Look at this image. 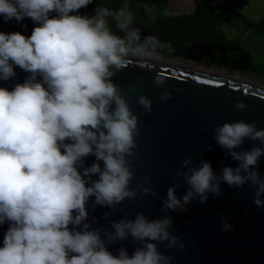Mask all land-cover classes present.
Here are the masks:
<instances>
[{"label": "clouds", "instance_id": "9594fccd", "mask_svg": "<svg viewBox=\"0 0 264 264\" xmlns=\"http://www.w3.org/2000/svg\"><path fill=\"white\" fill-rule=\"evenodd\" d=\"M91 3L0 0L5 22L29 18L36 24L30 36L0 32V81L16 77V66L30 74L11 90L0 87V225L9 223L0 264H173L175 257L161 253L159 244L185 249L170 231L173 220L168 215L150 220L138 213L134 220L113 222L114 232H105V238L86 222L92 197L93 209H115L126 198L156 194L143 184L140 193L130 187L138 116L112 78L127 67L130 55L146 59L158 48L170 47L154 35L141 42L140 30L131 27V12L121 10L115 17L125 38L109 29V9L99 7L93 17L78 14ZM165 81L159 74L154 79L161 87ZM171 96L164 91L160 99ZM137 103L152 112L147 96H139ZM235 106L247 108L242 101ZM214 131L217 144L238 166H226L216 175L210 162L189 167L191 158L183 159L187 171L176 176L184 178L188 189L178 198V185L169 187L162 204L165 212L187 211L197 197L202 204L209 194L218 197L224 182L230 187L251 182L252 200L264 208V177L255 168L264 157V128L241 120L217 125ZM246 138L262 146L237 151ZM90 155L97 162L84 167ZM150 182L151 177H145L144 184ZM222 230L231 231L232 225L225 220ZM129 236L140 242L131 257L126 248L118 255L108 250L110 243Z\"/></svg>", "mask_w": 264, "mask_h": 264}, {"label": "water", "instance_id": "95a60500", "mask_svg": "<svg viewBox=\"0 0 264 264\" xmlns=\"http://www.w3.org/2000/svg\"><path fill=\"white\" fill-rule=\"evenodd\" d=\"M123 1L117 0L109 10L113 12ZM78 14L88 17L96 15L95 12L85 11H78ZM0 25L12 29L24 25L26 28L32 27L35 23L32 20L5 22L0 17ZM131 27L140 30L141 42L143 38L153 35L147 27ZM114 34L126 37L121 29ZM214 51L220 55L221 66L226 63L227 53L232 51L242 56L238 63L231 65L232 69L245 71L250 66V56L244 50L212 43L194 44L181 53L180 58L194 62L203 57L214 59ZM155 55L161 56L158 49ZM15 71L17 76L9 81H0V87L11 90L16 83H22L30 75L18 66ZM157 74L166 78L162 87L154 83ZM112 79L138 116L139 135L136 137L135 155L131 157L134 176L130 187L140 193L139 185L143 184L154 189L156 194H140L134 200L126 198L115 209L101 205L93 209L91 204L95 198L92 197L87 206L89 217L86 222L91 224L92 229H100L102 238H105V232H114L113 222L134 220L138 213L150 220L168 215L173 220L170 231L185 244L183 251L169 249L166 242L159 244L161 253L175 257L173 264H264V208L254 204L255 188L251 182L243 187H230L224 182L218 197L209 194L207 202L203 204L197 197L187 206V211L165 212L162 209L169 187L178 185V198H182L188 189L184 178L176 176L178 171H187L182 167L183 159L191 158L189 167H199L202 161L210 162L216 175H221L226 166H238V162L226 155V151L217 144L214 130L225 122L241 120L247 123L255 121L258 129L264 128V89L187 67L161 66L130 58L127 67ZM164 91H170L172 96L161 101L160 95ZM141 95L152 102L151 113L138 105L137 100ZM238 101L245 103L247 108L237 109L235 105ZM256 146H262L259 140L246 138L241 148L236 150L250 151ZM94 162H97L95 157L90 155L84 158V167H90ZM99 163L103 167V162ZM255 168L264 177V157L259 159ZM149 176L151 182L144 184L145 177ZM225 220L232 225L231 231L222 230ZM8 227V222L0 225V246H3ZM139 246L140 242L129 236L126 240L110 243L108 250L118 255L119 249L126 248L131 257Z\"/></svg>", "mask_w": 264, "mask_h": 264}, {"label": "trees", "instance_id": "16d2710c", "mask_svg": "<svg viewBox=\"0 0 264 264\" xmlns=\"http://www.w3.org/2000/svg\"><path fill=\"white\" fill-rule=\"evenodd\" d=\"M212 1L200 0L196 4L192 14L179 16H165L162 14L167 7V0H124L121 4H125L126 12L132 13V25L147 27L160 40L162 45H170V47L158 48L159 54L164 58L180 57L181 53L198 43L231 46V41L226 38L221 30L224 24H227L234 31L251 30L257 34L264 35V19L253 23L232 9L217 12L211 7ZM116 2L117 0H93V3L85 8H81L79 11L96 13L97 8L103 7L109 9ZM144 6L154 7L155 14L149 17ZM116 10L117 8L112 13ZM51 15L55 16L56 14L52 13ZM24 20L31 19L25 18ZM35 26L36 24L28 28L14 27L9 29L4 25H0V32H20L25 36H30ZM108 27L110 30H115L117 24L116 22H112L108 24ZM214 53L216 56L219 55L217 51H214ZM239 57L240 54L236 51L227 53L229 64ZM214 64L216 66L220 65L218 59H216V62H212L210 59L206 61V65L209 67Z\"/></svg>", "mask_w": 264, "mask_h": 264}, {"label": "rangeland", "instance_id": "374dc122", "mask_svg": "<svg viewBox=\"0 0 264 264\" xmlns=\"http://www.w3.org/2000/svg\"><path fill=\"white\" fill-rule=\"evenodd\" d=\"M243 4V3H242ZM235 5V6H234ZM238 4H214L215 8L218 11H222L225 8L231 7L234 8ZM125 4H121L118 6L117 10L113 13V16L106 17L107 24L116 22L118 26H120V21L116 19V14L119 13L121 10L125 11ZM237 9H240V6H237ZM241 11V10H239ZM242 12V11H241ZM264 17V12H260L256 16L252 15L249 16L250 20H252L253 23H257V21ZM223 33H225L226 38L231 41V46L238 47L242 50H244L247 54L251 57V64L249 68L245 71H231L216 67H208L204 66L202 64L196 63L194 61L185 60L180 57L176 58H164L166 61L184 66L187 68L192 69H200L203 71H209L213 74L224 76L227 78L236 79L241 82H245L251 85H256L259 87L264 88V35L257 34L254 31H233L228 26H224L221 28ZM131 58H138L135 55H130ZM150 58V57H149ZM148 59V58H146Z\"/></svg>", "mask_w": 264, "mask_h": 264}, {"label": "crops", "instance_id": "0c3cea01", "mask_svg": "<svg viewBox=\"0 0 264 264\" xmlns=\"http://www.w3.org/2000/svg\"><path fill=\"white\" fill-rule=\"evenodd\" d=\"M199 1L200 0H167V7L162 12V14L165 16L190 15L193 13L194 8ZM222 2L224 4L230 5L238 4L234 8L228 7L223 9L222 11L232 9L238 12L239 14H242L248 20H250L249 16H256L260 12H264V0H213L211 2V7L217 12H222L218 11L214 6V4H219ZM237 6H240V9H237ZM144 9L149 17H152L155 14V9L152 6H144ZM239 10H241L242 12ZM263 19L264 17L260 18L257 22ZM225 25L228 26L227 24H224L222 27H224Z\"/></svg>", "mask_w": 264, "mask_h": 264}, {"label": "bare ground", "instance_id": "6f19581e", "mask_svg": "<svg viewBox=\"0 0 264 264\" xmlns=\"http://www.w3.org/2000/svg\"><path fill=\"white\" fill-rule=\"evenodd\" d=\"M129 58L130 59H140V58H131V57H129ZM142 60H144L145 62L151 63V64H156V65H161V66H173V67L177 66V67H180V65L168 62V61H166L165 59H163L162 57H160L158 55H153L152 57H150L148 59H142ZM181 67H184V66H181ZM189 69H192V68H189ZM192 70H195V71L203 73V74L211 75V76H214V77H219V78H223V79H229V80H232V81H235V82L238 81L236 79L227 78V77H224V76L213 74V73H211L209 71H203V70H200V69H192ZM238 82H241V81H238ZM241 83H245V82H241ZM245 84L249 85V86H252V87L260 88V89L262 88V87H259V86H256V85H251V84H248V83H245ZM262 89H264V88H262Z\"/></svg>", "mask_w": 264, "mask_h": 264}, {"label": "flooded vegetation", "instance_id": "af4514ba", "mask_svg": "<svg viewBox=\"0 0 264 264\" xmlns=\"http://www.w3.org/2000/svg\"><path fill=\"white\" fill-rule=\"evenodd\" d=\"M109 24V23H108ZM118 29H120V26H118L117 25V28L115 29V30H111L113 33H115ZM215 53L213 52V56H214V59H211V58H208V57H203L202 59H200L199 61H197L196 63H199V64H202V65H204L205 67L207 66L206 65V61L207 60H211L212 62H216V59H218V61H219V64H220V55H218V56H216V55H214ZM155 55V54H154ZM250 56V55H249ZM161 57V56H160ZM241 58H242V56L240 55V57L237 59V60H235L233 63H238L240 60H241ZM248 62H249V64H251V57L249 58V60H248ZM233 63H228V61H227V58H226V63L223 65V66H221V65H219V66H216L215 64L214 65H211L210 67H216V68H221V69H226V70H231V71H235L234 69H232L231 68V65L233 64ZM209 67V66H208Z\"/></svg>", "mask_w": 264, "mask_h": 264}]
</instances>
